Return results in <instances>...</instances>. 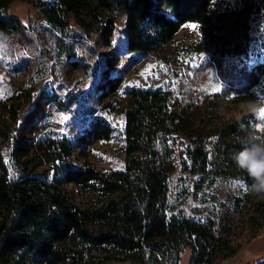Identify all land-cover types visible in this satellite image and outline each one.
<instances>
[{"label": "trees", "instance_id": "trees-1", "mask_svg": "<svg viewBox=\"0 0 264 264\" xmlns=\"http://www.w3.org/2000/svg\"><path fill=\"white\" fill-rule=\"evenodd\" d=\"M16 1L32 4L61 31L69 26L68 15L85 26L87 17L121 11L130 53L152 52L171 42L183 25L195 24L200 40L193 51L209 58L221 87L195 112L177 108L168 91L130 93L126 128L136 126L147 139L181 131L207 143L194 157L200 172L179 186L161 168L97 170L85 157L92 144L113 137V127L102 119L86 117L72 137L51 130L34 142L14 140L7 160L0 141V264H179L186 249L187 264H220L233 257L231 224L208 214L186 215L171 196L175 187L179 198L206 196L217 203L218 214L225 207L216 196L222 183L239 179L250 190L252 180L233 157L264 141V122L256 132L253 115L223 121L218 108L231 95L252 93L264 78V62L252 63L250 56L251 27L264 24V0H0V32L24 29L9 13ZM100 73L97 90L104 100L122 78L107 66ZM69 104L70 97L59 101L63 109ZM18 107H10L11 121ZM5 125L4 140L11 130ZM79 156L85 159L77 163ZM69 186L87 200L78 202ZM250 192L257 230L264 226V192ZM254 264H264V258Z\"/></svg>", "mask_w": 264, "mask_h": 264}, {"label": "rangeland", "instance_id": "rangeland-1", "mask_svg": "<svg viewBox=\"0 0 264 264\" xmlns=\"http://www.w3.org/2000/svg\"><path fill=\"white\" fill-rule=\"evenodd\" d=\"M9 13L21 21L24 29L0 32V141L5 160L14 140L34 142L51 130L72 137L87 117L102 119L114 129L110 141L96 142L86 151L85 158L99 171L161 168L173 174L178 186L187 175L195 177L200 172L194 157L198 149L208 147L205 141L181 131L147 139L136 126L126 128V114L132 104L129 96L133 91H168L177 108L189 106L195 112L204 106L206 96L220 90L216 69L209 58L193 51L200 40L197 26L190 27L195 24L183 25L171 42L140 54L125 48V16L121 11L94 19L87 17L85 26H79L68 15L69 26L63 31L47 24L27 2L12 3ZM250 35L252 63L264 62V24L253 23ZM103 66L121 77L122 83L116 93L101 100L97 85ZM68 97L70 104L63 109L59 101ZM15 104L20 107L16 109V121H11L9 110ZM262 109L264 78L252 93L231 95L218 112L223 121L253 115L257 123L252 128L259 132L264 122ZM5 124L11 130L4 140ZM85 158L79 156L77 163ZM68 190L78 202L87 200L78 189L69 186ZM176 190L177 187L171 200L186 215L198 218L208 214L231 224L230 241L237 253L220 264H254L264 258V226L255 230L253 224L257 221L250 217L249 208L253 195L239 179L218 187L216 196L225 203L218 214L213 213L217 203L206 196L179 198ZM186 261L184 256L179 264Z\"/></svg>", "mask_w": 264, "mask_h": 264}, {"label": "clouds", "instance_id": "clouds-1", "mask_svg": "<svg viewBox=\"0 0 264 264\" xmlns=\"http://www.w3.org/2000/svg\"><path fill=\"white\" fill-rule=\"evenodd\" d=\"M233 159L252 180L250 190L264 192V141L252 143L249 147L243 148L235 154Z\"/></svg>", "mask_w": 264, "mask_h": 264}, {"label": "crops", "instance_id": "crops-1", "mask_svg": "<svg viewBox=\"0 0 264 264\" xmlns=\"http://www.w3.org/2000/svg\"><path fill=\"white\" fill-rule=\"evenodd\" d=\"M184 254H185L184 256H186L187 261H188V258H189V255H190L189 250L186 249V252ZM184 256H182V259H183ZM182 259L180 260V262L182 261ZM187 261H186V264H187Z\"/></svg>", "mask_w": 264, "mask_h": 264}, {"label": "snow or ice", "instance_id": "snow-or-ice-1", "mask_svg": "<svg viewBox=\"0 0 264 264\" xmlns=\"http://www.w3.org/2000/svg\"><path fill=\"white\" fill-rule=\"evenodd\" d=\"M190 27H192L193 29H195L196 28V25H190ZM24 55H26V54H24ZM136 86H138V85H136ZM261 115L264 116V109L261 110Z\"/></svg>", "mask_w": 264, "mask_h": 264}]
</instances>
